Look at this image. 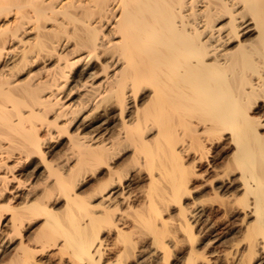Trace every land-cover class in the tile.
I'll return each instance as SVG.
<instances>
[{
  "label": "bare ground",
  "instance_id": "bare-ground-1",
  "mask_svg": "<svg viewBox=\"0 0 264 264\" xmlns=\"http://www.w3.org/2000/svg\"><path fill=\"white\" fill-rule=\"evenodd\" d=\"M0 264H264V0H0Z\"/></svg>",
  "mask_w": 264,
  "mask_h": 264
}]
</instances>
